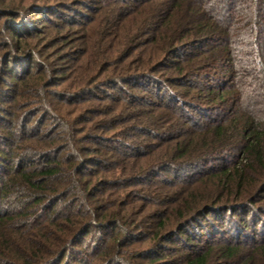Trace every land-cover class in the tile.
Segmentation results:
<instances>
[{
  "label": "trees",
  "instance_id": "16d2710c",
  "mask_svg": "<svg viewBox=\"0 0 264 264\" xmlns=\"http://www.w3.org/2000/svg\"><path fill=\"white\" fill-rule=\"evenodd\" d=\"M101 1L106 2V7L101 11L100 18L98 16L93 19L94 22L98 20L97 30L84 43L71 47L65 57H76L82 52L81 62H78L77 70L73 73V80L79 84L78 92L74 93L78 95L77 98L87 95L97 82L106 85L115 82L121 84L120 91L131 92L132 88L141 87V79L145 80L143 78L149 76L148 71L156 72L158 68H166L164 66L168 60L165 64L164 62L159 64V61L163 58V61L165 58L173 59L180 53L182 62L172 63L170 76L186 79L185 87L189 90L200 89L198 94L192 97L189 93L184 95L200 100L202 102L200 109L212 110L216 117L210 124L202 126L200 132L184 131L188 134L187 137L172 139L177 141L172 147L165 148L168 151L165 155L166 160L172 162V167L177 170L181 168L189 170L199 165L210 166L211 161H223L228 155L233 159L232 165L226 164L221 168L211 166L212 172L202 176L199 173L195 181L183 183L181 188L184 193L182 190L172 189L173 184L166 182L163 184L168 186V190L173 191H164V187L161 186V188H152L154 196L156 194L160 197L165 196L164 204L168 203L171 206L169 211L153 210V214L160 218L153 233L154 242L160 243L162 240L165 243L173 242L176 233L182 230L183 225L199 216L220 214L224 213V210L239 212L242 211L241 208H246V203L252 207L256 206L258 202L256 200L260 194H264V0H225L228 13L220 17L208 16L210 10L206 4L208 0H132L128 6L133 7V11H125L126 7H116L115 5L119 4L114 2L118 0ZM237 1L250 5L249 13L245 15L243 10L235 12L232 5ZM191 2L198 4V9H193ZM2 10L8 13V16L15 18L14 21H5L11 36L10 39L6 37L5 42L9 45L15 42L13 45L20 52L16 50L17 53H13L11 49L14 48L10 45L1 53L0 59L6 66L3 68L7 77L13 81H9L10 89H0V107L2 112L7 113L4 108L7 103L2 98L4 93L13 108H17L22 103L26 104V96L32 94L36 99L33 101L30 99L27 105H38L39 109H36L33 115L44 117L37 119L38 121L28 120L24 125L22 117L19 116L17 119L23 128H19V134L11 133L9 138L0 134V144L6 146L3 148L2 160H5L6 164H11V171L9 170L11 177L4 182L0 177V264H64L68 253L88 264L92 254L91 251L80 249L82 242L80 240L88 236L93 238L97 228L105 231L110 228V224H113L112 229L120 231L121 235H128L125 240L128 245L132 242L131 231H135L126 218L130 211L97 215L99 219L97 222L94 219L91 222H84L81 228L83 227L82 232L85 233L81 237H74L78 228L73 227L71 212L79 205L82 206L81 209L92 210V218H96L95 210L99 211L100 202L97 196L101 193V186L105 180L97 179L91 186L92 178L99 176L101 169L109 163V159L99 150L88 151L86 155L81 154L85 149L77 147L75 143L80 145L85 142L84 139L77 137L69 123L70 120L62 115V109L40 90L43 87L39 83L42 81L41 64L36 60L38 54L35 51L39 45L33 46V43L28 42V30L31 28L25 29L29 24L25 26L27 20L24 19L23 12L12 6H5L0 11ZM118 13L123 16L122 19L116 20L117 26L113 22V16L118 18L116 16ZM85 18L88 17L85 15ZM80 24L84 23L80 22ZM15 25L17 28L14 27ZM5 29V27L3 30L0 29V35ZM57 35L61 39L49 40L47 45L49 48L67 40L60 34ZM148 35L150 36L146 46L151 47H144V51L139 52L135 61H129L124 65L139 49L142 38ZM43 38L47 40L45 35ZM207 46L210 47L205 48ZM197 47L202 48V54L189 51ZM185 50L187 53H184ZM95 54L101 55L98 63L96 56V60L94 59ZM109 54L112 58L107 56ZM12 59L18 64L22 62L28 69L24 68V70L22 65H18L19 67L13 65L16 67L14 70L7 64L12 62ZM88 59L96 68L99 66L98 71L86 68L85 61ZM236 59L249 61L253 66H238ZM121 65L122 69L108 70L112 66ZM64 73L63 75H66ZM49 74L47 72V79L50 77ZM103 74L105 75L102 81H99ZM192 80H198L199 83L191 85ZM210 80L212 82L207 84ZM1 84H3L2 80L0 86ZM49 117L57 121L56 130L63 127L68 132V135L62 136L61 143L60 136L55 139L47 136L55 135L52 131L43 132ZM3 120L5 117H0L1 123L9 125L5 129L13 124L10 119ZM28 124L35 128L28 130L26 128ZM147 124L149 126L152 123ZM15 137L18 141H22L21 145L19 142H14ZM7 146L11 149L8 150ZM73 147L76 148L74 158L64 156ZM234 148L237 150L236 154L231 153ZM16 149L18 151L14 153L13 150ZM9 155L12 160L9 159ZM95 155L97 158L90 157ZM152 162L154 161L142 164L137 171L140 174L136 173L134 179L145 184L150 181L151 185H155L159 176L155 173L152 164L159 161ZM125 165L127 163H123V166ZM80 166L85 172L84 175L80 171ZM90 167L95 169L88 174L91 179L85 181L84 178ZM5 172H7L6 166L2 162L0 175ZM196 185L201 186L202 189L196 191ZM188 191L190 193L185 195ZM255 196L257 199L254 198ZM5 202L17 203L19 209L9 213L4 210L5 207H2ZM109 202L113 204L114 201ZM258 209L261 211L264 207L256 208L255 211ZM11 216H14L12 219L14 222L10 219ZM59 220H65L71 228L59 229L60 231L55 233L54 228L59 227L60 224H57ZM11 221L13 224H10ZM121 221H124V225L129 228L126 225L122 226ZM25 228L31 229L28 236L24 232ZM238 231L239 229H235L236 236L241 235ZM229 233L232 235V231ZM50 235L52 237H49ZM96 239L98 242V238ZM98 244L100 246L101 243ZM259 245L257 251L260 254H256L257 251L254 254L259 258L258 260L262 258L264 262V240ZM169 251L167 254H170ZM239 253V245L207 246L204 251L185 255L181 263L216 264L214 260L218 259L222 262L226 260L227 264H239ZM111 259L112 257L109 260ZM254 259L253 264L256 262V258ZM172 263L176 262L172 261Z\"/></svg>",
  "mask_w": 264,
  "mask_h": 264
},
{
  "label": "rangeland",
  "instance_id": "374dc122",
  "mask_svg": "<svg viewBox=\"0 0 264 264\" xmlns=\"http://www.w3.org/2000/svg\"><path fill=\"white\" fill-rule=\"evenodd\" d=\"M224 1L225 0H208L206 2L207 8L210 9L208 16H226L228 8ZM131 2L132 0H118V2L114 3L120 5H115L116 7H126L125 11H133V7L128 6ZM105 3V1L101 0H0V10L5 8V6H12L14 9L23 12V17L27 20L24 24L25 26L29 24L25 29L31 28L28 30V42L33 43V46L34 44L39 45V48L34 50L37 52L36 54H38L36 60L41 64L40 79H42V81L39 83L43 87H41L42 89L40 90L47 95L50 101L54 102L55 105L62 109V115L70 120L69 123L72 125V129L77 137H82V139H84L83 141L85 142L80 145L75 143L77 147L80 146V148L85 149V152L81 154L86 155L88 151L99 150L101 154H104V157L106 156L109 159V163L101 169L99 176L97 178H92L93 183L91 186L95 184L94 181L97 179L105 180L101 186V193L97 196V199L100 201L98 203L100 212L95 210L96 218H92V210L90 211L86 208L81 209L82 206L78 205L75 210L71 212L73 227L76 229L78 228L74 237H81L85 233L82 232L83 227L81 228L84 222H91L92 219L97 222L99 220L97 215L104 216L105 213L115 214L130 211V214L126 218L128 222H130L129 225L133 226V230L135 231H131L130 237L132 240L130 241L132 242L128 245L125 242L128 235H121L120 231L112 229L113 224H110V228L105 231L101 228H97L96 233H93V238L92 236H88L86 239L80 240L82 241L80 244L81 246H79L80 249H85L84 251L86 252L91 251L90 253L92 256L88 259V264H127V262L128 264H169V262L171 264H183L181 262L185 255L204 251L207 246L218 247L229 244L240 246V253L238 255L240 258L239 264H253L255 261L254 258H256L255 264L264 263L261 260L262 258L258 260L259 258L255 256L259 253V251H257V246L264 240V210L260 211L258 209L255 211V209L264 207V194H260L258 199L256 196L254 197L257 199L256 201H258L254 207L246 203V208H241L242 211L239 212L224 210V213L221 212L220 214L214 213L206 216H199L191 220L188 224L185 223L182 230L176 233L173 242H162L164 240L160 243L154 242L153 233L157 229L160 218H158L156 214H153V210L169 211L168 209H170L171 206H169L168 203L164 204L165 196L160 197L157 194L154 196L152 188L156 189V187L161 186L164 187V191H167L169 189L168 186L163 184L166 182L173 184L172 189L182 190V193H184L181 188L183 187V183L190 180L191 182L195 181L199 173L200 176H202L212 172L210 170L211 166L221 168L226 164L232 165L233 159L229 158L231 155H228L223 161L221 160L225 164L219 160H215L210 162V166L205 167L199 165L189 170L188 168L177 170L172 167V162L168 161V159L166 160L165 155L168 154V151L165 148L168 146L172 147V144H175L177 141L172 139L176 137H187L188 134L184 133V131L192 130L200 132L202 126L210 124L213 118L216 117L212 110L207 108L200 109L202 105L200 100L191 98L192 95H197L200 89L189 90L188 87H185L187 85L186 79L173 78V76H170L172 75V63L181 61L180 53L177 54L178 57L176 56L173 59L165 58V61H163V58L162 61H159V64L163 62L165 64L168 60L164 66L166 68H158L156 72L148 71L149 76L143 78L145 80L141 79V87L132 88L131 92L124 90L120 91L121 84H116L115 82L107 85L97 82L96 85L92 86V89L90 88L87 95L83 98H77L78 95L74 93L78 92L77 88L79 84L76 83V80H73V73L77 70L78 62H81L80 57L82 52L78 53L76 57H65L69 54L68 51L71 47L84 43L93 35V32L97 30L98 20L94 22L93 19H96L101 14V11L106 7ZM191 6H193L195 10L198 9V4L193 3ZM232 6L235 12L243 10L245 15L249 13V9L251 8L250 5L238 1ZM138 7L139 6H137V9ZM3 11L4 10L0 11V29L3 30L4 27L6 29L4 33L0 35V56L10 45L14 48L11 49L13 53L19 51L17 47L13 45L15 42H12L10 45L5 42L6 37H8V39L11 37L5 21H14L15 18L8 16V13ZM85 15L88 17L87 19H84ZM116 16H118V18L113 16V22L118 26V21L116 20H119V18L122 19L123 15L118 13ZM225 21L226 20H224V22ZM80 22L84 24H80ZM11 25L14 24L11 23ZM14 27H16V25ZM115 31L116 30H114V32ZM117 31H119V29H117ZM57 34H60L63 39L67 40L49 48V46H47L49 40L52 38L57 40L61 39ZM44 35L47 37V40L43 38ZM121 36L123 35L121 34ZM149 36L150 35L142 38L143 40L141 39L142 41L140 42L141 45L139 44V49L133 53L132 57L124 65L129 63V61H135L139 52L144 51V47H151L146 46ZM208 47L210 46L205 48ZM149 51L147 53H149ZM189 51L194 52V54H202V48L199 47ZM41 53H43V55ZM184 53H187L186 50ZM144 55L146 56L147 54ZM95 56L98 59L96 63H98L101 55L95 54L94 59ZM107 56L112 58L111 54ZM13 59L12 62H7L11 68L13 65H17L16 67L22 65L23 69H28L25 64L22 62L19 64L17 62L15 63ZM85 62L87 63L86 68L89 67L92 70H99V66L96 68L94 63L90 64L89 59ZM110 62L113 63L114 60H110ZM236 64H238V66H253L249 61H244V59H236ZM4 66L5 64L0 59V81H3L0 89L2 90L6 88L10 89V86H8L9 81H13L10 77H7L3 68ZM16 67H13V69L15 70ZM115 69H122V65L117 67L112 66L108 70L114 71ZM19 72L18 70V73ZM47 72L50 73L48 79ZM63 73L66 75H63ZM104 75L105 74L101 75L99 81H102ZM211 82L212 80L207 81V84ZM195 83H199V81L192 80L191 85ZM203 83L205 82L203 81ZM184 93H189L191 97L185 96ZM2 98L7 103L4 106L7 113L2 112V108L0 107V117H5L3 121H8V119H10L13 122L8 129L5 128L9 125L7 126L0 122V134L5 137L9 138L11 133L19 134V128H22V126H20L17 117H22V124L28 120L33 119L34 121L44 117L43 115H38L37 117L33 115L34 111L39 109L38 105H27L30 99L31 101L36 99L32 94L31 96H26V104L22 103L17 108H13L14 106L9 105L5 93ZM73 99H75V101ZM56 122L57 121L52 117H49L44 125L45 128L43 132L47 133L46 130H50V133L52 131L55 135L48 134L47 136H51L52 139L60 136L59 142L61 143V139H63L62 136L68 135V132L67 130L65 131L63 127L56 130L58 127ZM147 123L152 124L148 126ZM26 128L29 130L35 128V126L33 127V125L28 124ZM16 138L17 137H15L14 142H19L21 145L22 141H18ZM167 140L169 142H167ZM3 148H6V146L0 144V164L3 162L7 170V172L0 175L2 182L11 177V164H6L5 160H2L4 155ZM7 149L10 150L11 148L7 146ZM70 149L71 150H68L64 156L68 155L74 158L76 155V148L73 147ZM234 149L235 150H232L233 152L231 153L236 154L237 150L236 148ZM13 151L16 153L18 150L16 149ZM101 154H99V156ZM8 157L12 160L10 155ZM90 157L97 158L96 155ZM151 161H159L156 163L152 162L154 163L152 164L154 165V170H156L155 173L159 176L156 180L157 182H155L156 184L151 185L150 181L145 184L134 179L138 168L142 167V164ZM123 163H127V165L123 166ZM92 169L95 168L90 167L87 170L88 172L84 178L85 181L91 179L88 174ZM80 171L84 175L85 172L81 169V166ZM195 187H197L195 188L197 189L196 191L202 189L199 185ZM209 188L211 189L212 187L210 186ZM168 191L173 190L170 189ZM189 193L190 191L186 192L185 195ZM129 199H131V201ZM109 201L114 202L110 204ZM127 201H129L128 204H125ZM2 207H5V209H3L9 213L19 209L17 203L11 202L3 203ZM76 211L79 212L77 213ZM11 217L10 219L12 220L14 216ZM12 221L10 224H13L14 221ZM59 221H57V224H60L59 227L54 228L55 233H58L60 231L59 229L71 228L67 225L65 220ZM121 225L125 226L126 224L124 225V221H121ZM126 227L129 228L127 225ZM235 229H239L238 232H241V235L236 236L235 234L237 232H235ZM30 230V228H25L24 232L26 236H28ZM231 231L232 235L229 233ZM49 237H52V235ZM96 238H98V242ZM98 243H101L100 246ZM87 246H90V248H87ZM168 250H170V254H167ZM256 251L257 253L254 254ZM110 257H112L111 260H109ZM172 261L176 263H172ZM225 261L223 260L222 262L218 259L214 260L216 264H224ZM66 263L86 264L82 262V260H78L71 253H68L64 264ZM225 264L227 263L225 262Z\"/></svg>",
  "mask_w": 264,
  "mask_h": 264
}]
</instances>
